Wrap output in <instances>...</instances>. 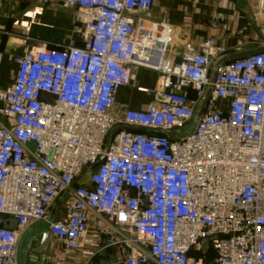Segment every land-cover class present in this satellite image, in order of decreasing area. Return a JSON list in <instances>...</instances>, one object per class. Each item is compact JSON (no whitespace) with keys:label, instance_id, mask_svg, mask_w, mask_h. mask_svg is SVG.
I'll use <instances>...</instances> for the list:
<instances>
[{"label":"built area","instance_id":"2783aa9c","mask_svg":"<svg viewBox=\"0 0 264 264\" xmlns=\"http://www.w3.org/2000/svg\"><path fill=\"white\" fill-rule=\"evenodd\" d=\"M58 1L88 16L81 44L15 55L0 89V264L42 222L66 256L91 244L90 213L133 237L126 264H264V52L220 66L193 127L213 64L240 48L207 35L177 62L171 27L146 24L154 0ZM247 3L263 43L264 0ZM134 66L158 72L153 99L117 115Z\"/></svg>","mask_w":264,"mask_h":264},{"label":"crops","instance_id":"0c3cea01","mask_svg":"<svg viewBox=\"0 0 264 264\" xmlns=\"http://www.w3.org/2000/svg\"><path fill=\"white\" fill-rule=\"evenodd\" d=\"M77 12L75 8L61 7L58 0L48 4L41 0H0V89H8L15 82L18 70L15 55L28 50L81 44L88 16L81 13V19L77 20ZM145 17L149 27L159 28L161 24L171 27V46L177 62L181 61L185 43L198 44L207 35L232 50L262 43L247 0H154L152 10ZM214 18L222 20L217 28L209 26V21ZM157 80V71L134 66L130 85L122 86L117 93L115 113L120 115L127 108L145 109L153 99L150 90L155 88ZM183 90L193 95L190 89L184 87ZM58 203L50 211L51 215L62 211L63 203ZM46 228L45 222L34 226L39 232L32 248L40 244L41 233ZM111 232L118 240L114 245L107 244ZM88 235L93 236L94 241L83 244L68 256L64 245L49 237L45 252L38 260L32 259L34 253L31 249L22 253L20 264H126V254L133 241L129 233L125 236L127 240L123 241L118 228L110 226L101 215L90 213ZM146 264L157 263L150 259Z\"/></svg>","mask_w":264,"mask_h":264},{"label":"water","instance_id":"95a60500","mask_svg":"<svg viewBox=\"0 0 264 264\" xmlns=\"http://www.w3.org/2000/svg\"><path fill=\"white\" fill-rule=\"evenodd\" d=\"M264 52V42L261 43L260 45H245L243 47H241L238 51H233L230 52L222 57H220L218 60H216V62L213 64V68L211 71V85L208 87V89L206 90V93L201 101L200 107L198 109V111L195 114L194 120H193V127L196 124V121L199 119V117L202 114V111L211 95V91H212V86L213 83L216 80V76H217V71L220 68L221 65H223L226 62H229L231 60L234 59H238V58H242V57H247L250 55H254V54H258ZM192 127V128H193ZM123 128V127H120ZM132 130H143V128L137 127V128H131ZM168 134H171L172 132H167ZM103 160V158H100L95 164H93L92 166H88L85 167L81 173L78 175V177L75 179V181L73 182L72 186L76 185L77 183L80 182V180L83 178V176L89 171V169L91 167L96 166L97 164H99L101 161ZM62 199L63 197H61L59 199V205H61L62 203ZM17 226V222L15 220H12L10 225L8 226V228L10 229H15ZM39 232L38 229H34V227H32L29 231V233H26L25 235L22 236V239L20 241V248H19V258H20V262H21V255L23 252L28 253L31 249L32 252L34 253V255L32 256L33 260H38L39 256L42 255L45 252V248L47 246L48 240H49V232L47 230L42 231L41 233V241L40 244L35 247L32 248L34 241L38 238V236L36 235V233Z\"/></svg>","mask_w":264,"mask_h":264},{"label":"rangeland","instance_id":"374dc122","mask_svg":"<svg viewBox=\"0 0 264 264\" xmlns=\"http://www.w3.org/2000/svg\"><path fill=\"white\" fill-rule=\"evenodd\" d=\"M261 38H262V37H261V35H260V40H261Z\"/></svg>","mask_w":264,"mask_h":264}]
</instances>
